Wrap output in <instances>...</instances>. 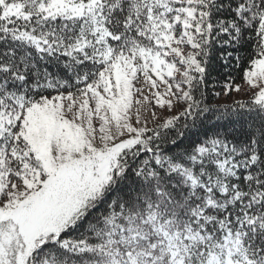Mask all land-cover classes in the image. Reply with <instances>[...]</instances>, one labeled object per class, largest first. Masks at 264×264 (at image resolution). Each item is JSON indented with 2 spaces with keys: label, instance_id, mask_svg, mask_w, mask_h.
Listing matches in <instances>:
<instances>
[{
  "label": "snow or ice",
  "instance_id": "snow-or-ice-1",
  "mask_svg": "<svg viewBox=\"0 0 264 264\" xmlns=\"http://www.w3.org/2000/svg\"><path fill=\"white\" fill-rule=\"evenodd\" d=\"M0 264H264V0H0Z\"/></svg>",
  "mask_w": 264,
  "mask_h": 264
}]
</instances>
